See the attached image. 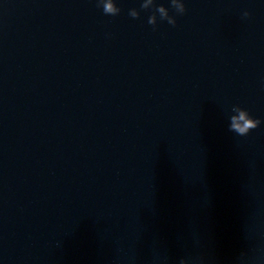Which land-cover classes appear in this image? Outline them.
<instances>
[{
    "label": "water",
    "instance_id": "95a60500",
    "mask_svg": "<svg viewBox=\"0 0 264 264\" xmlns=\"http://www.w3.org/2000/svg\"><path fill=\"white\" fill-rule=\"evenodd\" d=\"M104 2L0 0V264H264V0Z\"/></svg>",
    "mask_w": 264,
    "mask_h": 264
},
{
    "label": "clouds",
    "instance_id": "9594fccd",
    "mask_svg": "<svg viewBox=\"0 0 264 264\" xmlns=\"http://www.w3.org/2000/svg\"><path fill=\"white\" fill-rule=\"evenodd\" d=\"M149 3H151L153 5V9L155 11H159L162 15H166V13L164 12V8H165L164 6L157 5L155 3V0H149ZM97 6L100 7V4L98 3ZM102 7H103L104 14L108 15V16H117L121 12V9L119 7H117L114 0H106V2L103 3ZM171 7H177V5L175 4V0H171ZM178 7H179V11L182 14H184L186 11L185 5L181 4ZM140 8H141V11H149L148 4L145 3V0H143ZM129 15L133 19H139L140 18V11H138L134 8L130 9ZM245 15H247V13H245ZM148 23L150 25H152L153 27H155L154 26L155 20H154L153 15L149 16ZM168 23L172 26L176 25V21H173V20H169ZM260 123H261L260 120L253 121V120L249 119L248 113H246L245 111H239L238 115H234L231 117L230 130L235 131L240 136H244L250 128L256 129V125L260 124ZM181 264H183V261H181Z\"/></svg>",
    "mask_w": 264,
    "mask_h": 264
}]
</instances>
